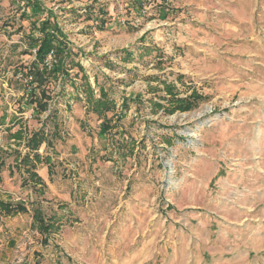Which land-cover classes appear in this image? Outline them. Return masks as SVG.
I'll return each instance as SVG.
<instances>
[{
  "label": "rangeland",
  "instance_id": "obj_1",
  "mask_svg": "<svg viewBox=\"0 0 264 264\" xmlns=\"http://www.w3.org/2000/svg\"><path fill=\"white\" fill-rule=\"evenodd\" d=\"M31 2L0 0V201L26 209L0 212V264H264V0ZM44 21L69 51L31 103Z\"/></svg>",
  "mask_w": 264,
  "mask_h": 264
},
{
  "label": "trees",
  "instance_id": "obj_2",
  "mask_svg": "<svg viewBox=\"0 0 264 264\" xmlns=\"http://www.w3.org/2000/svg\"><path fill=\"white\" fill-rule=\"evenodd\" d=\"M27 4H30V6H32L34 15H38L37 11L40 10L39 6H37L35 2L30 3V0H27ZM33 26L35 27V24ZM34 30L39 33V36H34V33H32V35L28 38V42L29 48L36 50L35 60L29 65V68L25 74L31 77V81L29 83V91L27 93L28 96H31V103L33 102V96L35 91L47 84L48 80L57 78L58 75L63 73L62 68L64 67L65 60L67 57H64V59L61 60V56L64 52L66 53L67 51H69L68 47L66 46L64 36L62 37V35L58 31V28H56V26L50 25L48 21L42 22V24L38 26V28H34L33 31ZM50 52L54 53L56 63L53 64L50 68H41L43 60L47 57ZM63 75L67 76V74ZM90 94V97H92L91 91ZM40 97L41 101L39 104H37V107L40 112H43L47 108L49 96L46 95L45 92H43L40 94ZM170 99H173V102L177 103V105L173 107L181 111L192 109L196 105L197 101V98L195 97L185 99L183 101L175 100V98H172L171 96ZM89 104L91 105H89L88 111L92 112L98 117H103L104 129L110 130V122H108L105 118L107 112L114 111V102L112 100H108L106 95L103 94L100 96L99 100H91V103ZM124 109H126V107H124ZM123 117L124 115L119 113L118 116H116V119L120 120ZM4 120L5 116H0V126L3 125ZM43 143L49 144V141L42 132L32 134L26 142L28 152L23 156L20 153H17L15 158L20 160L21 157V162L19 161V164H17L16 170L20 171V163H22L24 172L29 175L31 181H36L32 184L34 189H37V185L43 187V181L40 177L37 176V174L33 172L35 166L33 165V163L31 164L29 154L30 152L34 153L33 160L34 162H37L36 160H39V155L36 152L39 150L40 146ZM3 161L4 159L0 155V169L4 167ZM24 183L26 184L27 180L24 179L22 181V184ZM0 212H3L7 216H11L19 213H25L26 209L20 204L13 206L12 204L0 201ZM32 220L35 224L38 225V229L40 233L45 236L46 241L51 236V232H55L58 229L54 226V222H52L51 220H45L42 215V212L38 209L33 210Z\"/></svg>",
  "mask_w": 264,
  "mask_h": 264
},
{
  "label": "built area",
  "instance_id": "obj_3",
  "mask_svg": "<svg viewBox=\"0 0 264 264\" xmlns=\"http://www.w3.org/2000/svg\"><path fill=\"white\" fill-rule=\"evenodd\" d=\"M35 54H36V50H33V55H34V60H35ZM56 63V58L53 52H50L47 57L43 60L42 64H41V68L45 67V68H50L52 67L53 64ZM21 79H24V82L26 83V85L28 86V91H29V83L31 81V77H23L22 75H20Z\"/></svg>",
  "mask_w": 264,
  "mask_h": 264
}]
</instances>
